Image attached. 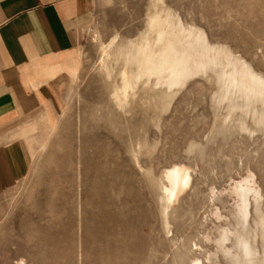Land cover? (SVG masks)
Listing matches in <instances>:
<instances>
[{"label": "rangeland", "instance_id": "rangeland-1", "mask_svg": "<svg viewBox=\"0 0 264 264\" xmlns=\"http://www.w3.org/2000/svg\"><path fill=\"white\" fill-rule=\"evenodd\" d=\"M163 1L264 74V0ZM156 3L92 0L78 61L55 92L58 114L48 111L52 129L24 135L28 172L0 194V264L233 263L213 239L236 226V182L254 177L264 206V132L242 129L239 110L225 119L212 72L176 88L153 75L125 105L113 99L122 62L109 54L145 28ZM173 164L191 180L168 205L163 176Z\"/></svg>", "mask_w": 264, "mask_h": 264}, {"label": "bare ground", "instance_id": "bare-ground-1", "mask_svg": "<svg viewBox=\"0 0 264 264\" xmlns=\"http://www.w3.org/2000/svg\"><path fill=\"white\" fill-rule=\"evenodd\" d=\"M156 1L154 11L144 23L145 28L135 38L127 40L125 45L122 44L124 47L117 45L114 54L108 53L114 61L122 62L118 68L119 82H115L117 85L113 89L114 101L118 105H125L137 84L153 75H163L159 81L167 88H176L190 75L212 72L219 86L216 102L226 105L225 119H230V115L239 110L238 124L242 129L264 132V74L255 70L227 45L211 42L202 28L185 23L175 11L164 5L163 0ZM141 52L146 53V62L136 64L135 56ZM247 117L252 119L254 127L249 128L252 122L246 125ZM38 127L45 128L47 134L52 129L45 116L38 117L25 134L33 133ZM189 171L184 165L173 164L164 172L162 192L168 205H173L189 184ZM253 178L247 176L238 180L233 187L238 198L233 216L236 226H232L233 230H221L216 240L213 239L220 251L229 256L232 264H264V206H260L262 195L255 187ZM230 234L234 236H231V246L226 244L231 239ZM210 255L207 257L209 261L212 260ZM20 264L25 262L22 260Z\"/></svg>", "mask_w": 264, "mask_h": 264}, {"label": "crops", "instance_id": "crops-1", "mask_svg": "<svg viewBox=\"0 0 264 264\" xmlns=\"http://www.w3.org/2000/svg\"><path fill=\"white\" fill-rule=\"evenodd\" d=\"M92 0H0V194L30 166L29 126L58 114L55 92L75 68Z\"/></svg>", "mask_w": 264, "mask_h": 264}]
</instances>
